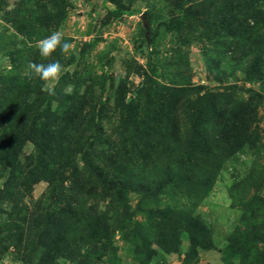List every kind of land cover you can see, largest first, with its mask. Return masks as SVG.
Here are the masks:
<instances>
[{
  "label": "rangeland",
  "instance_id": "374dc122",
  "mask_svg": "<svg viewBox=\"0 0 264 264\" xmlns=\"http://www.w3.org/2000/svg\"><path fill=\"white\" fill-rule=\"evenodd\" d=\"M56 30L73 47L41 57L37 42ZM52 61L60 79H38L37 101L21 98L38 108L24 117L42 124L43 144L27 123L22 173L8 183L0 168V188L13 191L0 209L34 206L48 190L44 164L81 172L85 151L103 153L108 181L117 159L126 165L130 211L114 218L115 194L85 185L77 201L96 205L108 228L84 243L97 223L52 219L50 198L0 235V264H264V0H0V75L28 78L30 62ZM220 137L233 146L207 183Z\"/></svg>",
  "mask_w": 264,
  "mask_h": 264
},
{
  "label": "trees",
  "instance_id": "16d2710c",
  "mask_svg": "<svg viewBox=\"0 0 264 264\" xmlns=\"http://www.w3.org/2000/svg\"><path fill=\"white\" fill-rule=\"evenodd\" d=\"M7 78V79H6ZM38 77L33 76L32 78H23L14 75L13 73H7L5 76L0 75V168L4 171L8 170V183L13 182V179L16 178V173H22L19 171V152H20V139L26 138L21 135L24 132V126L29 123L27 118L33 117L34 114L38 111V108H35V102L32 101V104H26V101L21 100L22 97L26 99H33L35 96L36 101L43 96L40 85L38 86ZM40 80V79H39ZM25 81H27L25 83ZM25 83V87H24ZM180 91H186V89H181ZM212 112L216 113L217 116L223 117L224 111L216 109L215 105L208 107ZM203 108L196 109L199 111V115L203 112ZM58 114V112H56ZM39 115V114H38ZM53 114H51L52 116ZM198 115V116H199ZM26 116V117H24ZM56 119L61 120V118L56 117ZM38 119H31L28 128V134L36 149L40 151V148L43 144V136L40 130L42 124H38ZM57 127V126H56ZM19 128V129H18ZM57 133V132H56ZM30 134V135H29ZM33 135V136H32ZM97 136L92 135V139H96ZM57 137L53 138L56 140ZM28 140V139H24ZM222 145H217L214 149L212 160L210 162V175L207 183H210V180L214 177L218 166L220 165L221 155L218 153H223L227 148L233 146V143L227 138H219L216 140ZM221 146V147H220ZM89 156L85 151L83 152L82 161L84 162V168L81 172H78L74 162L69 165L68 169L65 170L63 166V160L60 159L57 164L53 166H46L44 164V169L41 171L43 174V179L48 183V190L44 196L38 202L28 208L24 206H18L14 203H9L0 209V216L3 215L6 217L5 221L0 224V235H5L10 237L11 232L15 229H19V225H23L27 222L29 217L34 215L39 210V206L42 203H45L50 198H56V203L53 209L49 212V217L52 219H63L69 218L74 219L77 223L84 222L85 217H82V214L85 213L89 218L92 217L93 221L97 224H91L94 228L92 237L85 240L89 243H94V241L106 240L105 235L101 232L107 231V224L105 222L106 217L104 214L100 213L96 205H89L86 207V204L83 205L77 201L78 194L83 195V188L85 185L91 183L93 187L92 192L96 194L98 191H104L107 193H114L115 198L110 196V205L113 206V211L111 212L114 218L120 217L122 214L128 216L130 211L129 203L126 199L127 193L129 192V183L127 177V168L126 165L120 162V159H117L118 165L116 166V172L119 174L117 179L108 181L105 175V167L99 163L100 156H103V153H100L98 156L91 155ZM110 158L107 155L108 159ZM55 165L57 169H55ZM18 169V170H17ZM68 174V176L66 175ZM29 179H32L34 173H26ZM62 176H65V179L69 180V185L64 186ZM78 178H82L81 181H78ZM27 179V178H26ZM34 182L36 179H33ZM78 184V185H77ZM9 185V184H8ZM24 185V183H23ZM22 185V186H23ZM75 185H77L75 187ZM201 190L199 193L205 194L207 191L204 190V187L201 185ZM144 192L148 193V187L144 189ZM155 192L148 193L147 195H154ZM13 191L5 190V188H0V200L3 198H11ZM76 199L75 201H72ZM86 207V208H85ZM85 208V209H84ZM126 218V217H125ZM99 219H102V223L99 222ZM90 222L86 221V227H88ZM118 229L124 228V224L119 223ZM98 231H95V230ZM75 241H73L74 243Z\"/></svg>",
  "mask_w": 264,
  "mask_h": 264
},
{
  "label": "clouds",
  "instance_id": "9594fccd",
  "mask_svg": "<svg viewBox=\"0 0 264 264\" xmlns=\"http://www.w3.org/2000/svg\"><path fill=\"white\" fill-rule=\"evenodd\" d=\"M41 57L49 58L59 48L62 54H66L73 47L70 43L64 41V33L60 30L53 31L50 35L41 39L36 45ZM7 61V57L4 58ZM62 73V65L59 61H52L49 63H32L27 66L24 75L32 78L38 77L44 82H53L60 79ZM73 90L72 85H67L65 91L70 93ZM50 94H55L54 89L49 87Z\"/></svg>",
  "mask_w": 264,
  "mask_h": 264
}]
</instances>
